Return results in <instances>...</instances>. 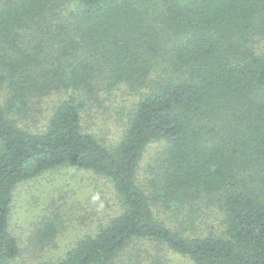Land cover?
Here are the masks:
<instances>
[{"label": "trees", "instance_id": "16d2710c", "mask_svg": "<svg viewBox=\"0 0 264 264\" xmlns=\"http://www.w3.org/2000/svg\"><path fill=\"white\" fill-rule=\"evenodd\" d=\"M121 85L142 96L109 141L85 113ZM160 140L150 184L140 169ZM63 167L107 179L120 207L56 264H264V0H0V264L23 256L16 188ZM198 202L222 230L174 229L156 211ZM63 226L61 210L43 216L30 257Z\"/></svg>", "mask_w": 264, "mask_h": 264}, {"label": "rangeland", "instance_id": "374dc122", "mask_svg": "<svg viewBox=\"0 0 264 264\" xmlns=\"http://www.w3.org/2000/svg\"><path fill=\"white\" fill-rule=\"evenodd\" d=\"M75 3L60 5L65 12L76 7ZM146 88L143 92H146ZM140 92H130L125 85L116 89H102L99 101H91L86 109L85 119L88 129L96 133H104L109 141H115L121 135L126 120L136 103L141 98ZM45 102L50 108L56 102ZM49 109V110H50ZM43 122L32 123V129L41 131ZM165 141L153 142L147 149L143 167L140 169L142 180L151 182L156 174L160 151L164 150ZM198 207L178 208L176 205H157V213L162 221L172 228L186 232H208L212 229H223L224 222L217 207L205 202L195 203ZM120 207L119 198L111 183L92 171L78 167H63L50 170L37 178L22 182L15 190L12 212L11 230L18 237L23 249V256L17 264H56L57 260L74 245L82 236L94 233L100 222L106 223L116 215ZM201 209L203 214H200ZM63 215V228L53 242L43 250L36 251L37 258L30 257L28 248L29 235L43 216L51 212ZM169 264H190L175 253L170 254Z\"/></svg>", "mask_w": 264, "mask_h": 264}]
</instances>
